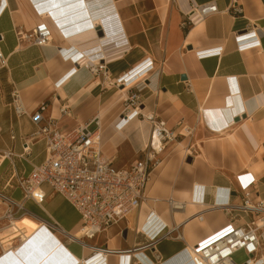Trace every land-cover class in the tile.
<instances>
[{
	"label": "crops",
	"instance_id": "obj_1",
	"mask_svg": "<svg viewBox=\"0 0 264 264\" xmlns=\"http://www.w3.org/2000/svg\"><path fill=\"white\" fill-rule=\"evenodd\" d=\"M87 2L90 13L99 18L104 0ZM210 2L217 4V13L195 25L187 22L193 6ZM6 3L0 13V46L8 57L7 67H0V151L15 156L0 162V191L24 201L25 210L17 217L34 219H20L18 225L24 231L0 232V264H79L95 247L112 251L108 264L124 263L123 254L132 255L125 264H190V247L230 224L245 226L256 221V214L228 206L240 205L245 190L254 198H264V0H109L112 14L104 34L115 41L104 50L117 54L102 58L107 69L97 73L65 59L62 52L71 47L82 50L76 47L82 33H75V26L85 11L73 6L78 2L49 6L52 10L46 14L50 15L44 16L37 14L30 0ZM66 14L67 28L59 29L57 21L66 22ZM42 19L53 31L47 45L19 41L17 31H31ZM251 28L259 29L260 45L239 50L236 34ZM95 42L84 47L90 49V56L99 45ZM220 47V56H198L200 51ZM147 58L154 61L155 70L145 78L140 94L142 113L165 120L177 137L157 154L166 155L162 161L156 155L145 189L148 200L127 219L94 237L76 238L82 218L63 195L45 183L44 200L37 203L24 199L19 186V179L46 159L43 137H31L38 125L30 113L46 103L44 117L54 118L62 131L86 123L95 129L98 116L102 152L116 167H128L145 156L140 154L152 125L137 116L139 120L134 118L123 129L117 127L132 107L125 102L130 89L124 92L125 87L114 81ZM14 88L21 93L27 115L14 112ZM63 107L67 114L61 112ZM189 129L194 130L192 135ZM27 142L30 148L24 151ZM170 199L185 203V210H171ZM3 212L4 208L0 223L6 220L1 218ZM152 213L166 223V231L178 227L181 237L172 232L170 237L153 239L143 228ZM35 219L51 231L48 237L44 232L33 234L39 225ZM49 239L57 251L35 258V243ZM234 259L244 264L248 256L240 250Z\"/></svg>",
	"mask_w": 264,
	"mask_h": 264
},
{
	"label": "built area",
	"instance_id": "obj_2",
	"mask_svg": "<svg viewBox=\"0 0 264 264\" xmlns=\"http://www.w3.org/2000/svg\"><path fill=\"white\" fill-rule=\"evenodd\" d=\"M37 14L44 16L49 5L47 3L30 0ZM46 4V5H45ZM7 8L6 0H0V13ZM52 9H49L51 11ZM218 6L215 2L200 6H193L187 13V22L195 25L205 17L217 13ZM98 32V27H97ZM19 41L29 44L44 46L53 38V31L49 23L42 19L31 31H17ZM260 31L251 28L236 34L239 50L260 45ZM3 35H0V42ZM64 50V49H63ZM65 59L76 58L69 51H63ZM106 49L105 59L116 56L117 53ZM222 48L210 49L198 52L200 58L208 56H220ZM115 54V55H114ZM71 55V56H70ZM78 62V61H77ZM8 57L4 55L0 46V67H7ZM81 64V63H79ZM89 68L93 73L107 69L105 62L81 64ZM155 70V63L147 58L128 72L115 79L114 84L126 87V82L131 78L129 74L142 72V75ZM104 75H106L104 73ZM145 78L139 79L132 84L125 102L132 107V113L128 112L119 121L117 127L123 129L131 119L142 116L147 119L152 127L151 134L145 147V156L134 161L128 167H116L113 159L107 158L101 149V124L95 117L97 128L91 129L90 123L78 125L69 131H62L57 127L54 118H45L44 111L47 104L42 103L35 111L30 113L31 119L38 125V129L31 135L33 139L43 137L46 143V159L40 165L33 168L26 177L19 179V186L24 193V199H33L42 203L45 194L43 184H49L54 191L63 195L80 213L82 218V235L88 238L105 231L110 226L127 219L128 215L139 209L144 201L148 200L146 185L150 180L152 167L156 163V155L160 154L166 143L173 140L177 135L167 128L166 121L156 118L153 114L142 113L141 91L144 89ZM12 106L18 116L28 114L21 93L14 88L12 91ZM67 114L65 107L61 109ZM131 113L132 117H130ZM193 129L188 134H193ZM30 148L27 142L24 151ZM11 151H0V162L12 157ZM0 203L4 206L3 219L10 221L16 214L25 210L24 201H17L0 191ZM170 209L181 211L185 209V203L169 200ZM239 207L258 217L252 225H228L212 237L194 245L190 251L191 264H237L234 256L242 250L248 256L244 264H264V198H254L253 193L245 190ZM258 223V224H256ZM54 227H58L54 225ZM166 225H161L160 230L153 239L170 237L172 232H177L181 237L178 227L167 231ZM160 236V237H159ZM159 237V238H158ZM112 251L107 248H94L91 256L80 261L81 264H108V256ZM124 261L131 258V254H123ZM79 263V264H80Z\"/></svg>",
	"mask_w": 264,
	"mask_h": 264
},
{
	"label": "bare ground",
	"instance_id": "obj_3",
	"mask_svg": "<svg viewBox=\"0 0 264 264\" xmlns=\"http://www.w3.org/2000/svg\"><path fill=\"white\" fill-rule=\"evenodd\" d=\"M46 2L48 3L47 5H49L50 7H54L55 4L57 3H63V2H66V4L64 3V5H68V4H74V3H77L76 5H73L74 7L77 6V7H80L81 6V10L85 11V14L84 16H82L81 20H78L76 22V28L77 29L75 31V33H82V38H80L79 40V45L76 46V47H79L80 49V52H78L76 50L75 47H71V48H68L66 49L65 51H69L71 55H73L75 53V55L73 56V58H76V62L77 63H81V61H84L83 63L81 64H84L85 62L86 63H92L93 65H95L96 63H98V59H101L104 58L103 56H105V50L104 48L107 47V44L111 43V41H115L112 39V37L110 35H105L104 36H100L97 32V26H100L103 28V30L107 29L108 28V25H109V18H110V14L111 13V5L109 4V0H104V2L106 3L105 7L103 8V13L102 15L99 17V18H95L93 17V15L90 13V8H89V4L87 2V0H35V3L37 2ZM108 2V4H107ZM46 5V4H45ZM64 7V6H63ZM76 7V8H77ZM75 9V8H74ZM78 10V8L76 9ZM80 10V11H81ZM56 11V10H55ZM54 11V12H55ZM53 12V13H54ZM66 12V11H65ZM59 13V12H58ZM67 13V12H66ZM76 13V12H75ZM49 14V11L47 12L46 15ZM64 14V13H63ZM73 14V13H72ZM79 14V13H77ZM50 15V14H49ZM57 14H53V16H56ZM65 15V14H64ZM67 15V14H66ZM71 15V14H70ZM59 17V16H58ZM97 17V16H96ZM63 18V17H62ZM60 18V19H62ZM67 20L66 22L64 21H57V18L55 21H57V25L59 27V29H65V27L67 26V21H70L69 19V15L66 16ZM76 16L73 14L71 15V19H75ZM51 19V18H50ZM54 19V18H53ZM81 21V23H80ZM71 23V22H70ZM73 24V23H72ZM67 28V27H66ZM104 30V31H105ZM120 31V30H119ZM84 32V33H83ZM74 34V33H73ZM119 37V36H118ZM94 40V41H92ZM72 41V40H71ZM99 44L97 47H94L92 50V52L95 53V55H92L90 56L89 54V50L90 49H86L88 47V45H95L96 42ZM93 42V43H92ZM74 43V42H73ZM84 43V44H82ZM77 45V44H76ZM75 46V45H74ZM86 46V48L84 49V47ZM111 46V45H110ZM84 49V50H83ZM104 51V52H103ZM93 54V53H92ZM70 55V56H71ZM103 55V56H102ZM72 59V58H71ZM137 66V65H136ZM151 72H148V73H145L142 75V72H135L133 73L132 75L129 74V76H131V78L126 82L127 86L122 89V91H126L127 88H129L132 84L135 83V81L139 80V79H143L144 77H147L150 75ZM154 75V74H153ZM132 113V112H131ZM131 113H129L130 117H132ZM136 118V117H134ZM133 118V119H134ZM133 119H131L130 121H132ZM136 120V119H135ZM146 144V143H145ZM185 210V209H184ZM29 213V212H28ZM22 218H31V219H34L32 217H30L29 215H25L23 216ZM14 218H11L10 220H12V222L10 223L12 226L14 227H18V222L20 221V219H15L13 220ZM41 220V219H40ZM35 221H37V223L39 224L37 226V228L35 229V231L33 232V234L35 233H39V232H44L45 234L44 237H48L49 235H46L47 233H50L51 231L48 230L46 228V226H44V222L41 223L40 221H38L37 219H35ZM258 224V223H256ZM161 225H166V223H163V221H161L158 216L154 215V213H152L150 215V217H148L147 219V223L144 225V230L149 233L150 235L154 236L155 234L158 233V231L160 230V226ZM82 231L81 229H79L76 233H75V237H79L80 235H82ZM54 236V235H53ZM37 237V238H36ZM56 237V236H54ZM41 238V237H40ZM35 239L38 240V236H35ZM57 240L58 243H60V241L55 238ZM54 240V239H53ZM36 242V241H35ZM53 241L49 239V241L45 242V243H41V242H38V243H35V258H41L42 255L46 256V254L48 253L49 254V251L52 250V248L50 247V244L52 243ZM54 247L56 246L53 245ZM60 247V246H59ZM59 249V248H58ZM192 247H190L189 249V255H190V251H191ZM53 251V250H52ZM54 251H57V250H54ZM52 252L50 255H53L55 252ZM48 258V257H47ZM54 260V259H53ZM191 260V258H190ZM49 262V261H48ZM80 263V261H79ZM81 264V263H80ZM122 264H125V261L124 263L122 262ZM166 264H170L169 263H166ZM191 264V263H190Z\"/></svg>",
	"mask_w": 264,
	"mask_h": 264
},
{
	"label": "rangeland",
	"instance_id": "obj_4",
	"mask_svg": "<svg viewBox=\"0 0 264 264\" xmlns=\"http://www.w3.org/2000/svg\"><path fill=\"white\" fill-rule=\"evenodd\" d=\"M124 96H126V95H124ZM135 119H137V120H139L137 117L135 118ZM134 123H136V122H134ZM94 127V126H93ZM92 127V128H93ZM145 153V152H144ZM144 153H141L140 154V156H144L145 154ZM193 154H198V153H193ZM162 155H163V153L160 155V156H158L157 155V158L159 159V160H163V158H162ZM163 157H166V155H163ZM2 208H4V206L3 205H1V203H0V210L2 209ZM23 216H25V215H23ZM23 216H21V217H17V216H15L14 217V219L13 220H15V219H20V218H22ZM12 222V220H10V221H2L1 223H0V228H2L1 230H0V232H4V233H10V234H15V232H18V231H24V230H26L25 228H21L20 229V226L18 225V227H14V226H12L10 223ZM37 223V222H36ZM35 223V224H36Z\"/></svg>",
	"mask_w": 264,
	"mask_h": 264
},
{
	"label": "water",
	"instance_id": "obj_5",
	"mask_svg": "<svg viewBox=\"0 0 264 264\" xmlns=\"http://www.w3.org/2000/svg\"><path fill=\"white\" fill-rule=\"evenodd\" d=\"M98 34L100 35V36H103L104 35V30L102 29V27H99L98 28ZM126 231H124V233H125Z\"/></svg>",
	"mask_w": 264,
	"mask_h": 264
}]
</instances>
